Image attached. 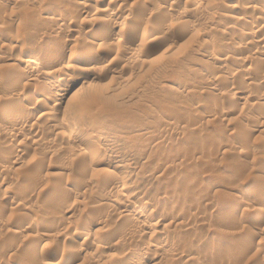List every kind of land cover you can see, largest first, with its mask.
<instances>
[{"label":"rangeland","instance_id":"1","mask_svg":"<svg viewBox=\"0 0 264 264\" xmlns=\"http://www.w3.org/2000/svg\"><path fill=\"white\" fill-rule=\"evenodd\" d=\"M77 9L73 36L45 12ZM262 11L0 0V264H264V30L243 36ZM33 107L30 133L2 132ZM110 145L133 164L102 163Z\"/></svg>","mask_w":264,"mask_h":264},{"label":"bare ground","instance_id":"2","mask_svg":"<svg viewBox=\"0 0 264 264\" xmlns=\"http://www.w3.org/2000/svg\"><path fill=\"white\" fill-rule=\"evenodd\" d=\"M52 11V10H51ZM51 11H49V10H45V12L48 14V15H51L52 16V18H54V19H56V21H58L59 22V25L57 26L58 28H60L61 30L62 29H66L67 30V33L69 34V35H72L73 36V34H75V32L76 31H74L75 29H70V22L74 19V18H76V17H78V16H80V15H82V14H84V11L83 10H74V11H72V13H70L67 17H61V16H58V15H56V14H54V13H50ZM263 13H264V11H262ZM56 17H58V18H56ZM262 20V19H261ZM262 24L263 23H258V22H256V25H254V24H252V25H250L246 30H243V32L245 33V34H243V36L244 37H246L247 35L250 37V39H252V40H257V39H255V38H257L256 37V35H257V33H259L260 31H262V30H264L263 28V26H262ZM113 28V27H112ZM59 29V30H60ZM52 31H53V29H52ZM54 32V31H53ZM264 32V31H263ZM261 33V32H260ZM263 34V33H262ZM233 36V35H232ZM263 36V35H262ZM260 38V37H259ZM232 39H234V38H232ZM261 39V41H262V38H260ZM260 39L258 40V41H256V42H259L260 41ZM100 40H104V38H103V36L101 37L100 36V38H99V41ZM263 40H264V37H263ZM262 43V42H261ZM261 43H259V44H261ZM264 43V42H263ZM92 44H93V42H92ZM243 44V42H241L240 40H238V43H237V45H239V46H241ZM3 47V46H2ZM17 47V46H16ZM11 49V48H10ZM29 51V50H28ZM243 51V50H242ZM241 51V52H242ZM61 52V51H60ZM59 52V53H60ZM26 53H27V51H26ZM28 53H30V52H28ZM54 53V52H53ZM58 53V54H59ZM223 53V52H222ZM54 54H56V53H54ZM61 54V53H60ZM224 55L225 54H227V53H223ZM50 55V54H49ZM56 56V55H55ZM62 58V57H61ZM94 59V61L95 62H102V60H103V58H102V56H100V55H90V54H85V55H82L81 57H80V59ZM228 58V57H227ZM237 62H239V61H237ZM47 63V62H46ZM50 64V63H49ZM241 64H242V62H241ZM16 65V64H15ZM51 68H52V66H50ZM46 68H49V66H46ZM34 69H36V70H31L30 71V73L31 74H34V72H37V68H34ZM41 69V68H40ZM44 70H45V68H43ZM50 69V68H49ZM54 70V69H53ZM53 70L51 71V72H53ZM56 70V69H55ZM38 71H41V70H38ZM46 71V70H45ZM84 71H86V70H84ZM44 72V71H43ZM55 72H57V71H55ZM93 72V71H92ZM234 72V69H232V68H226L225 69V73L226 74H232ZM21 73V72H20ZM45 73V72H44ZM83 73V72H82ZM90 73V72H89ZM28 74V73H27ZM47 74V73H46ZM54 74V73H53ZM29 75V74H28ZM49 75V74H48ZM52 75V74H51ZM82 75V74H81ZM19 76H20V74H19ZM22 76L23 77H25L26 75H23L22 74ZM32 76V75H31ZM30 76V77H31ZM56 76V75H55ZM27 77H29V76H27ZM55 78V77H54ZM25 79H26V77H25ZM29 79V78H28ZM31 79H33L34 81H35V79L32 77ZM19 80H20V78H19ZM27 80V79H26ZM28 81V80H27ZM32 81V80H31ZM79 82H81L82 83V79L81 78H78V79H75L74 80V82H73V84H72V87H73V89L70 91V92H68L67 94H66V97L68 96V95H70L71 94V96L73 95L72 94V92H73V90L75 89L74 87L76 86V85H78V83ZM85 82V81H84ZM90 84V83H89ZM62 86H64V85H62ZM83 86V85H82ZM68 88H70V85H66V86H64V89L63 88H61V89H63L62 91H66ZM46 90H48L47 91V97L50 95V97L53 95V94H55V92H57V88L56 89H54L53 88V86H51V87H49V89H46ZM59 90V89H58ZM78 90H79V88H78ZM83 90V89H82ZM76 91V90H75ZM14 93V92H13ZM65 93V92H64ZM75 93V92H74ZM45 94V93H44ZM45 94V95H46ZM44 95V96H45ZM57 95V94H56ZM61 96H63V95H61ZM68 100V99H67ZM76 100V99H75ZM78 100V99H77ZM77 100L75 101V103L77 102ZM79 101V100H78ZM42 103V102H41ZM55 106H59V105H57L56 103L54 104ZM54 106V107H55ZM45 107V106H44ZM50 107V106H49ZM41 108H42V106H41ZM31 110H30V112L29 111H27V109L26 110H23V113H22V115H20V118H18L17 120H16V122H15V120H13L12 122L14 123V125H13V123H12V125L11 124H5L4 126H3V129H2V132L3 133H6V134H8V132H9V134H10V130H21L22 132L23 131H28L29 133H30V131H32V129L29 131L28 129H27V127L29 126V124L32 122V117H33V114L35 113V112H37V111H39L40 109H38L37 107L36 108H30ZM56 109V108H55ZM21 111V110H20ZM19 111V112H20ZM49 111H51V110H49ZM56 112V110H54V108L52 109V112ZM57 111H58V109H57ZM52 112H48L49 114H51ZM53 112V113H54ZM214 111H211V114L213 113ZM47 113V112H46ZM16 114H17V112H16ZM20 114V113H19ZM42 115V114H41ZM44 115V114H43ZM47 115V114H46ZM214 115V114H213ZM18 117V116H17ZM43 117V116H42ZM50 118L52 119V117L50 116ZM38 119H39V117H38ZM47 119V118H46ZM50 119V120H51ZM47 120H49V118L47 119ZM54 120V119H53ZM44 121V120H43ZM55 121V120H54ZM52 122V121H51ZM8 123V122H7ZM47 124V123H46ZM32 125V124H31ZM34 126H35V123H34ZM56 126V125H55ZM53 127V126H52ZM29 128H30V126H29ZM31 128H33L32 126H31ZM36 128V127H35ZM54 128V127H53ZM52 128V129H53ZM59 128V127H58ZM96 128V127H95ZM27 129V130H26ZM55 129V128H54ZM51 130V129H50ZM58 130V129H57ZM62 130H64V129H62ZM20 131V132H21ZM28 132H26L27 133V135H28ZM39 132V131H38ZM60 132V131H59ZM59 132H57V133H59ZM2 133V134H3ZM40 133V132H39ZM35 134H38V133H35ZM11 135V134H10ZM14 136V135H13ZM32 136H33V133H32ZM36 135H34V137H35ZM39 136V135H38ZM59 136V135H58ZM79 138H83L82 137V135H81V133L79 132ZM23 137V136H22ZM2 138V137H1ZM5 138V137H4ZM3 138V139H4ZM31 138V137H30ZM39 138V137H38ZM36 139V138H35ZM43 139V138H42ZM37 141V140H36ZM35 141V142H36ZM38 142V141H37ZM40 144V143H39ZM111 146V145H110ZM112 147V146H111ZM110 147V148H111ZM100 147H98V148H96V147H93V146H87L86 145V148L84 149V150H82V151H88L90 154H92L94 157H98V159L100 158V157H104L103 155H102V152L100 151L101 150V148L99 149ZM109 150V149H108ZM107 150V151H108ZM107 151L105 152V153H107ZM83 152V153H84ZM104 153V154H105ZM111 154H115L114 155V157L113 158H110V157H108L107 159H109V160H103L102 158V163H104V164H108V165H110V166H112V167H118L120 164H122V163H125V164H127L128 166H130V165H132L133 163L130 161V160H128V161H125L124 160V158L120 155V153H118L117 152V150H116V148H114V147H112L111 148ZM97 159V158H96ZM29 187L27 186V192H29V189H28ZM31 191V190H30ZM26 192V193H27ZM32 192V191H31ZM29 194V193H28ZM60 201H57L56 202V204H58ZM62 203V202H61ZM58 206V205H57ZM112 211H113V213L114 214H117V215H119L120 214V211H119V209H117V208H113L112 209ZM93 224H91V226H92ZM90 226V225H89ZM89 226H88V228H89ZM82 234V233H81ZM83 235V234H82ZM75 237H81L80 236V233L79 234H76L75 235ZM63 250V249H62ZM249 251V249H248V247H246L245 248V254H246V252H248ZM72 252V251H71ZM244 252V251H243ZM67 253V252H66ZM66 253H64V252H57V254H56V257L57 258H59L60 260H65V259H67V257H69ZM73 253V252H72ZM71 255V254H70ZM72 257V256H71ZM70 258V257H69ZM73 258V257H72ZM71 258V259H72ZM70 259V260H71ZM64 264V263H63Z\"/></svg>","mask_w":264,"mask_h":264}]
</instances>
